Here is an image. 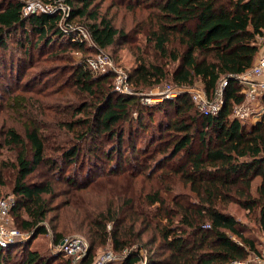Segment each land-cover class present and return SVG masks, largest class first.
<instances>
[{
    "label": "trees",
    "instance_id": "1",
    "mask_svg": "<svg viewBox=\"0 0 264 264\" xmlns=\"http://www.w3.org/2000/svg\"><path fill=\"white\" fill-rule=\"evenodd\" d=\"M38 1L52 11L27 14L26 2L0 0V68L15 82L42 63L38 56L31 64L35 50L48 52L44 61L52 62L75 51L81 61L68 69L78 98L47 118L45 108L28 106L33 96L8 97L24 133L12 126L3 131L2 142L16 154L1 163L0 183L8 165L10 216L28 237L0 245V264H73L57 250L28 248L49 231L47 219L55 246L75 232L86 236L82 264H92L105 246L117 258L104 264H136L141 250L146 264H238L260 256L257 237L230 206L246 210L264 234V114L244 122L233 112L245 101L234 77L259 54L264 0L130 2L131 10L145 13L140 32L155 57L139 58L129 71V92L114 88L112 71L87 67L89 55L112 49L123 36L100 10L101 0ZM59 3L68 7L66 17ZM62 21L83 27L91 43ZM223 80L216 113L201 111L183 89L153 104L142 100L149 97L144 90L165 81L181 87L200 82L212 99ZM34 174L39 180H30ZM93 192L99 197L90 198Z\"/></svg>",
    "mask_w": 264,
    "mask_h": 264
},
{
    "label": "rangeland",
    "instance_id": "2",
    "mask_svg": "<svg viewBox=\"0 0 264 264\" xmlns=\"http://www.w3.org/2000/svg\"><path fill=\"white\" fill-rule=\"evenodd\" d=\"M22 1L26 2V4H29L30 6V10L26 12L27 14L40 12L42 10L50 11L48 9L49 4H43V6H40L39 2L36 0ZM133 1L134 0H101L100 10L107 13V15L111 18L112 23L120 30V33H122L123 36L119 40L121 43L115 45L112 49H109L108 51L104 52L101 51L100 53H93L92 55H89L87 57V67H89L92 72H103L105 69L106 71H112L115 74L114 84L119 82L118 76L124 78L126 76V80H128V73L137 64L139 58L145 57L153 59L155 57V53L153 52V50H151V48H149L148 42L140 32V29L142 27V24H140V22H142L141 18L145 17V13L142 12V10L133 11L130 7H128L130 2ZM61 5L62 3H59L57 6L60 7ZM61 14L63 17L66 13L64 14L63 11H61ZM60 26H64L67 28L73 27V29L77 32L79 29H83L86 33V30L83 27H76L74 25L67 26L64 25L63 21L60 23ZM86 35L88 43H91L88 33H86ZM258 43L260 44V47L264 44V35L258 38ZM18 51L22 52V49ZM48 54V52L40 54L37 50H35L31 58L33 60L31 64L34 63V60L38 59V56H41L42 63L39 64V67L35 68L29 66L26 75L22 80L14 82L13 78L11 79L6 75L9 71L6 68H0V169L2 167V162H10L14 160L16 154V150L13 147L5 145L2 142L3 131L6 128L12 126L16 128L21 134L24 133L23 125L18 119L17 114L7 106V103L10 101L8 97L11 96V94L15 92H22L26 94L27 97L33 96L32 100H35V103L29 104L28 106H30V108L32 109H38L41 107L45 108L48 115L47 118L52 117V113L54 111L59 108H62L67 103L77 101L76 99L78 97H74V95H72L71 93V90H73L74 88V84L73 80L69 77L71 76V72L68 68H70L72 64L81 61V55L75 51L71 53L65 52L63 54L66 58L69 57L68 59H59L53 62L50 60L44 61ZM261 55L262 54L259 53L257 59ZM52 69H55L54 73H47L49 72V70ZM59 87H61V90L56 91ZM31 88H33V90H40V93L29 92ZM6 89L10 91L7 92ZM129 89L131 90L130 84ZM180 89L188 91L192 97V100L195 102L196 100L201 101L206 98L203 94L204 91L200 82H195V85H193L192 87H181L175 86L174 84L165 81L151 89L144 90L145 94H143V96L149 97H143L142 100L144 103L153 104L154 102L161 101L162 99L160 96L168 94V91ZM263 94L255 95L253 98H250L248 95L247 97L245 96V102L242 104V107L249 111L247 120H252V118H254L255 116L260 117L264 114V102L261 99ZM193 96H195V98ZM214 105H216V103ZM204 107L205 108L203 109L207 110L211 108V106L206 103ZM37 111H35V114H37ZM12 171V168L8 165L2 168V177L4 183H0V195L10 196L13 194L10 190V180L12 178L10 177V175ZM30 180H39V175H32ZM255 182L257 183L258 179L255 180ZM88 195L92 199H96L99 197L98 194L94 192L89 193ZM62 198H65L64 195H62ZM56 203L57 201L55 202V204ZM230 211L231 213L235 214L238 219L247 223V228L249 230L248 232L254 234L259 242V248L261 250V255L259 256L260 260H258L255 255H250L248 257V260H246V264H264V234L257 230V227L253 221H249V218H247L245 215L246 210L240 208L236 204H232L230 206ZM54 212L55 211H52L49 216L55 214ZM6 219V223L9 227L16 228V225H14L13 223V217L10 216V214L6 217ZM44 223L46 224L49 231L46 234H40L34 237L32 240L29 241V243H27V245H29V247H27L29 249H38L41 252L45 251L44 253H50L46 251L57 249L55 244H52L54 232L51 228L52 226L49 223L48 219L44 221ZM21 233H23V235L21 237H17L16 240H23L28 237L27 232L22 231ZM73 237L81 238L85 241V243H87L88 245L90 244L88 239L82 232L72 233L70 235H67L65 238ZM11 243H14V241ZM9 244L10 243H8L7 245ZM21 248L22 247H19L16 250H20ZM88 249L89 246L87 250ZM79 252L80 250H78L76 253ZM87 254L88 251L81 259V262L83 259H85V256ZM141 254L143 255V258L146 257L144 250H141ZM62 255L65 256L63 252ZM108 255H110L111 257L108 258ZM115 256L116 253H114L107 246L100 247L98 248L95 256L93 257L92 264H104L107 261L116 259L117 257ZM71 257L73 264H82L80 263V260H75L73 259V256ZM75 261L78 263H74Z\"/></svg>",
    "mask_w": 264,
    "mask_h": 264
},
{
    "label": "built area",
    "instance_id": "3",
    "mask_svg": "<svg viewBox=\"0 0 264 264\" xmlns=\"http://www.w3.org/2000/svg\"><path fill=\"white\" fill-rule=\"evenodd\" d=\"M38 2L40 6H43V4L40 1ZM58 8L61 11H63L64 14L66 13L64 15V17H66L67 12L69 10L68 7L62 4ZM48 9L52 11L53 6L49 5ZM28 10H30V6L29 4H26L24 12L26 13ZM42 11H46V10H42ZM86 33L84 32L83 29L78 30V35L85 39H87ZM104 71H106V69ZM234 78L235 80L239 82L241 92H243L246 97L247 95L250 98H253L255 95H262L264 93V54H262L255 61L254 65L249 70H247L243 74L236 76ZM118 79H119V82L114 84L115 89L118 91L129 92L130 89H129L128 80H126V76L125 78L118 76ZM226 83H227V80H223L219 83L218 89L216 90V93L214 95L215 98L213 97L212 99H208L205 93H203L204 96L206 97L205 99L201 100L203 102H201L200 100L199 101L196 100V102L194 101L201 111L204 110L203 111L204 113H209V112L216 113L219 110L220 106L223 103L222 95H223V89L226 86ZM178 91L179 90H170L168 91V94L166 95L175 96ZM193 97L195 98V96ZM205 103L209 104L211 108L208 110L203 109L205 108L204 107ZM215 103L216 105H214ZM242 104L234 107L233 112L236 117H238L241 121L245 122L247 121L249 111L244 109V107H242ZM13 203H14V197L12 195L0 197V245L2 246H5L8 243L15 241L17 237H21L23 235V233H21L22 231L16 229L15 227H9L8 224L6 223L7 222L6 217L10 214V209ZM88 246L89 245L85 243L83 239L78 238V237H73V238L63 239L58 245H56V248H57L56 250L61 253L63 252L65 256H69V257L73 256V259L81 261L85 253L88 251L87 250ZM78 250H80V252L76 253ZM110 257L111 256L108 255V258ZM257 259L260 260V257L257 256ZM74 263H78V262L75 261ZM246 263L244 262V263H238V264H246ZM136 264H146V258L142 257Z\"/></svg>",
    "mask_w": 264,
    "mask_h": 264
},
{
    "label": "crops",
    "instance_id": "4",
    "mask_svg": "<svg viewBox=\"0 0 264 264\" xmlns=\"http://www.w3.org/2000/svg\"><path fill=\"white\" fill-rule=\"evenodd\" d=\"M259 53L264 54V44L260 47ZM256 60H257V58H256ZM260 78H261V77H260ZM256 79H258V78H256ZM259 118H260L259 116H257V117L255 116L254 118H252V120H247V122H248V121H249V122H255V121H257Z\"/></svg>",
    "mask_w": 264,
    "mask_h": 264
}]
</instances>
